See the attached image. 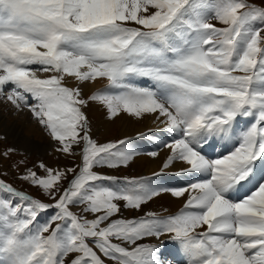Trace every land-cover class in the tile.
<instances>
[{
  "label": "snow or ice",
  "instance_id": "obj_1",
  "mask_svg": "<svg viewBox=\"0 0 264 264\" xmlns=\"http://www.w3.org/2000/svg\"><path fill=\"white\" fill-rule=\"evenodd\" d=\"M0 102L80 158L11 166L47 201L0 178V264H264V0H0ZM92 103L155 128L99 142Z\"/></svg>",
  "mask_w": 264,
  "mask_h": 264
},
{
  "label": "bare ground",
  "instance_id": "obj_2",
  "mask_svg": "<svg viewBox=\"0 0 264 264\" xmlns=\"http://www.w3.org/2000/svg\"><path fill=\"white\" fill-rule=\"evenodd\" d=\"M106 84V80H98L86 88L85 93L90 95L97 89L103 88ZM87 112L92 121L93 134H98L107 126V123L111 121H108L105 115V109L99 104L92 103ZM118 120H120V122L117 124L119 125L117 133L122 139L124 137L137 136L138 132L147 131L150 127L153 129L155 128V124L152 123L150 116L137 119L122 114ZM124 120L127 122H124ZM131 120L134 121L133 125L129 123ZM120 124L121 127L124 128L123 130H121ZM0 135L10 140L15 148H20L23 152L29 150H47V146L52 142L46 132L34 121L31 114L27 111L17 114L10 105L3 102H0ZM53 147L54 141L52 146L50 148L48 146V148L53 150ZM165 155L166 153H162L161 159ZM160 163V159L140 158L131 166L132 174H150L152 171L158 169ZM184 202V198H173L169 194H165L153 202H150L146 210L150 209L151 211L163 212L164 209H167L166 214H175L183 207Z\"/></svg>",
  "mask_w": 264,
  "mask_h": 264
},
{
  "label": "rangeland",
  "instance_id": "obj_3",
  "mask_svg": "<svg viewBox=\"0 0 264 264\" xmlns=\"http://www.w3.org/2000/svg\"><path fill=\"white\" fill-rule=\"evenodd\" d=\"M255 2L259 5L261 3V0H255ZM119 122L120 120L118 119L111 120L109 123H107V126L103 130H101L98 134L96 133L93 134V138L97 139L99 142L114 141V140L122 139L118 136V133H117V129L119 126L117 124ZM124 122H127V121L124 120ZM129 123L130 125H133L134 121L131 120L129 121ZM39 127L43 129L40 125ZM120 128L121 130L124 129L123 127H121V124H120ZM132 138H136V136ZM52 143L53 141L49 143L48 145L49 148L52 146ZM48 146H47V150H29V151L23 152L20 148H15V146L12 144L10 140L5 138L3 135H0V153H3L7 148H14L16 150L15 153L12 154L10 159H4L3 156L0 155V174H2L4 171L8 172V175L6 176L0 175V178L5 179L6 181L13 184V186L17 187L18 189L27 191L29 194H31L34 197L47 201V197L44 196L38 188L32 187L26 184L25 182L17 179V176L19 175V173L14 171L11 166L15 162L21 159H25L27 161L26 166H29V167L39 163L40 161H43L50 166H58V167H72L74 164H78L80 162L79 157L77 158L71 157V156L66 157L64 155L56 153L54 150L56 147V142H54L53 150H50ZM23 170H24V166H21L20 171L22 172ZM40 174L43 175L42 172ZM119 174L120 175H124V174L134 175L132 174L131 167L128 169L122 170L121 173ZM75 210L76 209H74V211ZM149 210H146L145 208V211H149ZM139 214L140 213H135V212L125 213V215L129 218H131L132 216L139 215Z\"/></svg>",
  "mask_w": 264,
  "mask_h": 264
}]
</instances>
